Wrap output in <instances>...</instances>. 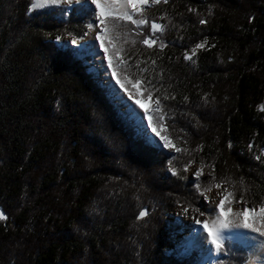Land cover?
Masks as SVG:
<instances>
[{
    "label": "trees",
    "instance_id": "obj_1",
    "mask_svg": "<svg viewBox=\"0 0 264 264\" xmlns=\"http://www.w3.org/2000/svg\"><path fill=\"white\" fill-rule=\"evenodd\" d=\"M138 8L147 23L109 19L103 47L119 86L157 102L150 127L175 153L63 42L84 39L91 6L0 0V264H198L170 238L174 207L200 208L216 185L232 189L224 211L264 206V0ZM197 165L209 174L193 181ZM248 258L225 240L213 264Z\"/></svg>",
    "mask_w": 264,
    "mask_h": 264
},
{
    "label": "rangeland",
    "instance_id": "obj_2",
    "mask_svg": "<svg viewBox=\"0 0 264 264\" xmlns=\"http://www.w3.org/2000/svg\"><path fill=\"white\" fill-rule=\"evenodd\" d=\"M50 5H58L67 8H72L73 6L77 5L91 6L93 13L92 25L91 27L86 28L84 39L81 41H75L74 38L67 37L63 39V42H67L70 46H75L80 51H82L83 54L80 55L81 59L86 57L89 58L88 65H90L93 70L97 72L101 82L104 83L107 87H109L112 92V100L127 115V117L130 118V120H132L136 124L137 129L140 131V133L144 137L149 138V140L154 145L158 147H165L164 141L160 139V136H157L153 129L150 127L149 113L152 110L154 100H142L139 95H132L123 90L113 76L112 70L109 66L107 53L105 49H103L104 47L102 48L104 54L96 52L95 50V41H98L101 44V41L97 40L96 36L101 33L103 25H101L99 23V20L97 19V9L96 6L92 4V0H60V2L56 4L48 3L47 0H33V8H41ZM104 6L111 12V14L114 15H120L125 11L129 12L131 15H133L134 13V11L130 7L125 8L123 0H107ZM104 33L105 31L103 32V34ZM106 74L111 75V78L116 84L114 85V87L109 84L107 77H105ZM117 92H120L122 94L120 99L117 96ZM135 113L140 116V118L135 117ZM147 119L149 123L148 127H146L145 125ZM165 148L171 153H175L177 151L176 146L173 144H169V146ZM201 169L202 174L199 177L209 174L207 170L197 165L191 167L190 171L188 172L189 178L193 181L198 179L199 177L196 176V172ZM231 191L232 189L228 186L219 185V187H217L216 185L209 193L202 197L200 208L194 209L187 208L185 206H177L174 207L166 216V223L168 224L169 235L172 239V242L175 244V247H182L184 248V251L189 254H191L192 251H197L199 254V259L197 261L198 264H211L219 256V252L216 249L217 253L214 254L212 260L208 261L207 259L206 251L208 249V245H210V243L212 242V238L211 236H209L208 230H206L207 234L205 236L196 240V232L198 228L200 226H204L205 223L208 224L209 229H211L213 232H217V230L219 229V234L231 229L244 228L242 226H238L243 222L244 219V217L239 215V213L243 212L244 209H256L255 213L248 216V220L252 226L244 229L252 231H254V228L259 229V231L255 232H257L258 234V238H260L261 240L264 239V234H262L264 233V216H261L260 214V206L254 207L245 203H233L230 210L224 211V214L221 215V210L217 207L219 201L208 205L205 204L206 197L212 196L223 199L224 197H226V194ZM185 209H187V211H185ZM0 213L2 212L0 211ZM201 213H203V215H201ZM217 217H220L221 219H227L230 222V226L228 228L220 229L219 224L215 223L217 221ZM1 220L4 219H0V221ZM197 220H199L200 223H197ZM224 240L219 241V245L222 244ZM189 241H192L194 245H190ZM236 242L243 245L248 251L249 258L245 264L262 263V261L264 260V250H261L255 260L251 262L250 249L245 244L239 241Z\"/></svg>",
    "mask_w": 264,
    "mask_h": 264
},
{
    "label": "snow or ice",
    "instance_id": "obj_3",
    "mask_svg": "<svg viewBox=\"0 0 264 264\" xmlns=\"http://www.w3.org/2000/svg\"><path fill=\"white\" fill-rule=\"evenodd\" d=\"M48 3L51 4H56L58 2H60V0H47ZM105 2H107V0H92V4L96 6L97 9V19L99 20V23L101 25H105V29H101V33L98 34L96 36L97 40L101 41V46L103 47V43H104V35L103 32L106 30V25H107V21L109 19L113 20V22L115 20H121V21H128L132 24H136V25H143L146 24L147 21L145 19H139L136 20L133 18V16L125 11L120 15H116L113 16L111 15V12L105 8L104 4ZM160 3L161 0H123L124 6L125 8H131L134 12L139 11L140 8H138V6H145L148 5L149 3ZM164 3H167V0H163ZM205 21H201V23H204ZM152 30H160L162 28L161 25L155 24L153 23L151 25ZM143 43L145 45H148L149 47L153 46L156 41L155 40H151V39H144ZM202 45H198V47H200ZM105 51L107 52V49L105 48ZM187 59H191L190 56H186ZM109 66H111V60H109ZM117 83H119V81H117ZM137 83H139V81H137ZM123 87V85H122ZM153 131L156 133L157 136H160V132H158L156 129H153ZM160 139H162L164 141V145L165 147H168L170 144V141L168 140L167 137L164 136H160ZM202 174V169L196 172V176L199 177ZM217 187H219V185H217ZM232 194L229 193L228 196H231ZM228 197H224L223 199L220 200L219 204L217 205L218 208H220L221 210V215L224 214V209H225V203L227 201ZM185 211H187V209H185ZM256 209H244L243 212L239 213V215L243 216V222L238 225V226H242L244 228H249L251 227V223L248 220V216L255 213ZM260 214L261 216H264V206H261L260 208ZM141 216L146 215L145 212H141L140 214ZM201 215H203V213H201ZM0 219H6V217L0 213ZM197 223H200L199 220H197ZM215 223H218L220 226V229L223 228H228L230 226V222L227 219H221L220 217H217V221ZM204 227L206 230H208L209 236H211L212 239V243L217 245V250H219V229L217 230V232H213L211 229H209V226L207 223L204 224ZM254 231H259V229L254 228ZM264 234V233H262Z\"/></svg>",
    "mask_w": 264,
    "mask_h": 264
},
{
    "label": "bare ground",
    "instance_id": "obj_4",
    "mask_svg": "<svg viewBox=\"0 0 264 264\" xmlns=\"http://www.w3.org/2000/svg\"><path fill=\"white\" fill-rule=\"evenodd\" d=\"M95 46H96L95 48L96 52L104 54V51H103L104 48L101 46V44L98 41H95ZM105 77H107L110 85H112L113 87L114 85H116L114 80L111 78V75L106 74ZM117 96L120 99L122 94L120 92L119 93L117 92ZM135 117L140 118V116H138L136 113H135ZM148 124L149 123L147 119V121L145 122L146 127H148ZM220 200L221 199L218 197L208 196L205 198V204L208 205L214 202H218V201L220 202ZM206 234L207 233H206L205 227L200 226L196 232V240L200 239ZM257 235H258L257 232L252 231V230H247L244 228L231 229V230H228V231H225L219 234V241L230 238V239H234L236 241H239L245 244L251 251V262H253V260H255V258L260 253V251L264 250V239L261 240L260 238H258ZM189 242H190V245H194L192 241H189ZM216 249H217L216 244H213L211 242L210 245H208V249L206 251V256H207L208 261L212 260V257L214 256V254L217 253ZM261 264H264V260L262 261Z\"/></svg>",
    "mask_w": 264,
    "mask_h": 264
},
{
    "label": "water",
    "instance_id": "obj_5",
    "mask_svg": "<svg viewBox=\"0 0 264 264\" xmlns=\"http://www.w3.org/2000/svg\"><path fill=\"white\" fill-rule=\"evenodd\" d=\"M156 107H158V104H157L156 101H154V104H153L152 110H154ZM152 110H151V111H152ZM151 111H150V112H151ZM148 140H149V139H148ZM250 206H252V205H250Z\"/></svg>",
    "mask_w": 264,
    "mask_h": 264
}]
</instances>
